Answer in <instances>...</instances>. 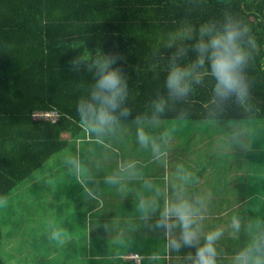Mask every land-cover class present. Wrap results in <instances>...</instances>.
<instances>
[{
    "label": "trees",
    "instance_id": "1",
    "mask_svg": "<svg viewBox=\"0 0 264 264\" xmlns=\"http://www.w3.org/2000/svg\"><path fill=\"white\" fill-rule=\"evenodd\" d=\"M229 21L247 29L238 41L247 53L244 94H216L206 54L187 77V95H172L171 69L193 68L202 29L223 32ZM114 54L125 95L105 126L259 123L264 137V0H0V201L68 146L63 133L78 138L91 130L79 112L82 102L98 104L91 99L97 69L89 65ZM73 58L81 59L78 71L69 69ZM55 109L62 115L56 123L32 119ZM245 205L247 234L263 239L264 196H249ZM0 264H7L1 249Z\"/></svg>",
    "mask_w": 264,
    "mask_h": 264
},
{
    "label": "crops",
    "instance_id": "2",
    "mask_svg": "<svg viewBox=\"0 0 264 264\" xmlns=\"http://www.w3.org/2000/svg\"><path fill=\"white\" fill-rule=\"evenodd\" d=\"M259 126L152 123L63 133L68 146L0 201L2 256L7 264H137L131 254L140 264H193L206 236L221 230L215 264H233L252 237L260 239L247 234L245 216L246 198L264 196V156H247L264 153ZM180 202L191 209V245L174 216L170 230L157 226Z\"/></svg>",
    "mask_w": 264,
    "mask_h": 264
},
{
    "label": "clouds",
    "instance_id": "3",
    "mask_svg": "<svg viewBox=\"0 0 264 264\" xmlns=\"http://www.w3.org/2000/svg\"><path fill=\"white\" fill-rule=\"evenodd\" d=\"M247 29H241L238 23L229 21L223 32H214L211 28L205 27L201 31V38L195 45L198 52L196 65L193 68H181L174 66L167 76V87L172 95L177 97L186 96L189 91L187 77H189L194 67H203L204 57L207 54L211 72L215 76L216 94L225 98L230 94L242 96L244 94V85L242 77V68L247 62V53L238 43L243 33ZM207 35V41L204 36ZM87 54L83 57L87 60ZM120 57L118 55L101 56L92 60L89 67L97 69V79L91 93V99L98 102L94 105L91 102H82L79 106V112L83 122L99 131L103 126L114 122L115 117L112 113L117 109L119 102L125 95V84L118 68L113 67ZM71 71H78L81 59L73 58L69 62ZM197 82L199 80L197 79ZM158 111H163L158 106ZM122 115H129L127 111ZM137 136L141 144L147 142L148 137L142 129H138ZM175 217L182 229V240L184 245H191L195 239L196 233L193 231V218L190 206L185 202L170 205L165 208L157 226L165 229H171L174 224L170 219ZM222 231L217 230L209 233L202 246L197 248L195 257L192 258L193 264H215L214 242L221 236ZM55 238V237H54ZM170 246L176 250L181 247L180 242L171 240ZM233 264H264V239L254 241L251 246L236 255Z\"/></svg>",
    "mask_w": 264,
    "mask_h": 264
},
{
    "label": "built area",
    "instance_id": "4",
    "mask_svg": "<svg viewBox=\"0 0 264 264\" xmlns=\"http://www.w3.org/2000/svg\"><path fill=\"white\" fill-rule=\"evenodd\" d=\"M61 116V113L56 109L49 111H35L32 113V119L34 121H48L51 123L58 122ZM128 257L133 258L135 263L140 264V257L137 254H131Z\"/></svg>",
    "mask_w": 264,
    "mask_h": 264
}]
</instances>
